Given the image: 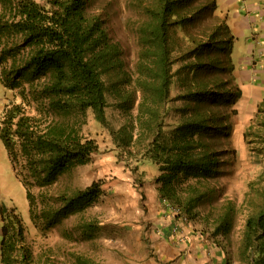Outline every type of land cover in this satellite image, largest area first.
<instances>
[{
  "label": "trees",
  "instance_id": "trees-1",
  "mask_svg": "<svg viewBox=\"0 0 264 264\" xmlns=\"http://www.w3.org/2000/svg\"><path fill=\"white\" fill-rule=\"evenodd\" d=\"M127 1L138 14L131 22L139 43L132 71L126 68L123 49L110 36L103 13L97 12V0H0V82L15 96L3 109L0 140L25 189L31 221L40 231L85 211L103 195L98 182L70 195H54L51 189L62 176L89 164L98 152L97 142L85 137L82 128L89 111L99 123L108 124L109 97L127 117L121 128L110 130L126 167L137 172L141 162L155 166L161 201L190 220L197 217V208L208 195L206 183L218 164L208 142L226 128L220 127L226 120L214 118L211 111L206 115L200 108L189 110L188 115L182 110L185 116L166 133V119L170 100L177 99L172 91L177 75L173 68L178 59L185 61L188 56L181 57L177 51L181 52L183 42L194 40L187 31L209 8L216 28L207 42L188 54L197 61L208 49L225 52L231 89L220 94L222 98L232 95V103L241 99L233 75L229 26L216 14L215 0L205 4L201 0ZM178 30L183 31L181 38ZM249 65L252 69V62ZM184 68L178 71L179 79H183L180 73L192 75L182 84L185 96L181 98L218 103L220 94L197 79L204 65ZM233 212L229 209L216 228L225 238L233 227ZM0 216L1 264H36L16 209L3 204ZM82 228L92 235L89 224ZM243 241L246 264H264V208L248 220Z\"/></svg>",
  "mask_w": 264,
  "mask_h": 264
},
{
  "label": "rangeland",
  "instance_id": "rangeland-1",
  "mask_svg": "<svg viewBox=\"0 0 264 264\" xmlns=\"http://www.w3.org/2000/svg\"><path fill=\"white\" fill-rule=\"evenodd\" d=\"M207 2L209 0H201L200 4ZM97 8L106 19L110 36L124 51L127 70H134L139 43L137 30L132 29L131 22L138 18L137 9L131 8L127 0H97ZM209 9L187 31L194 40L183 42L181 52L177 51L181 57L188 56L185 61L178 59L173 68L177 75L172 91L177 99L172 98L168 104L165 129L169 133L185 116L183 112L188 115L189 110L198 108L206 115L211 111L214 118H224L227 122L220 126L227 125L226 128L214 134L208 142L216 153L218 164L214 177L206 183L208 195L197 208V217L190 220L176 207L161 201L154 182L157 168L151 163L141 162L137 172L126 167L124 159L118 156L110 130L121 128L127 117L109 97L106 108L108 124L99 123L89 111L82 128L85 137L97 142L98 152L89 164L62 176L51 189L54 195L63 192L70 195L98 182L103 195L85 211L68 217L47 231H40L33 225L25 189L13 173L0 140V199L21 216L36 264H81L83 261L88 264H189L194 246L189 241L182 245V238L177 237L181 227L190 228L191 241L194 237H202L204 247H199L198 251L202 252L197 255L206 256L203 264H210L212 257L215 261L220 257L216 264H246L241 250L247 223L264 208V83L259 70L256 71L260 67L252 60L250 81L246 89L241 90V99L232 103V95L222 98L223 94H220L231 89L226 53H214L208 49L197 61L194 54H188L199 44L207 42L211 31L216 28ZM177 35L181 38L183 31L178 30ZM243 53V44L236 43L232 61L235 67L240 64L239 54ZM197 63L205 67L199 72L198 81L220 94L218 103L205 104L190 97L181 98L185 96L182 84L190 80L192 72L183 76L180 73L181 80L178 71ZM0 89V98H6L7 103L15 100L13 92ZM3 109L0 105V118ZM33 192L39 193L38 190ZM229 209L234 210L233 227L225 238L216 232V228ZM165 221L170 225L168 232ZM88 224L93 231L91 236L82 228Z\"/></svg>",
  "mask_w": 264,
  "mask_h": 264
},
{
  "label": "crops",
  "instance_id": "crops-1",
  "mask_svg": "<svg viewBox=\"0 0 264 264\" xmlns=\"http://www.w3.org/2000/svg\"><path fill=\"white\" fill-rule=\"evenodd\" d=\"M216 2V14L225 20L229 26L230 34L233 37L231 60L233 61V55L235 51V44L241 43L244 46V53L239 54V66H234L233 75L235 82L239 85L241 90L246 89L247 82L250 81L251 65L253 60L257 67H260V78L264 83V0H215ZM0 87L4 88L0 82ZM264 88V87H263ZM0 94L2 90L0 89ZM6 98H0V105L3 107L6 105ZM14 173V172H13ZM5 205V201L0 199V206ZM166 231H170V225L168 221H165ZM1 216H0V245L2 240L1 232ZM178 227V226H177ZM190 228H182L177 234L178 238H182V245L185 246L186 242H192L194 250L192 251L191 260L188 262H194V264H203L204 256L197 255L202 251H198L199 247H204L202 243V237L198 239L194 237L193 241L189 239ZM197 236V235H195ZM220 260V257L217 261ZM215 259L212 257L209 261L210 264H216ZM189 262V264H190ZM1 264V253H0ZM208 264V263H207Z\"/></svg>",
  "mask_w": 264,
  "mask_h": 264
},
{
  "label": "built area",
  "instance_id": "built-area-1",
  "mask_svg": "<svg viewBox=\"0 0 264 264\" xmlns=\"http://www.w3.org/2000/svg\"><path fill=\"white\" fill-rule=\"evenodd\" d=\"M253 62V61H252Z\"/></svg>",
  "mask_w": 264,
  "mask_h": 264
}]
</instances>
